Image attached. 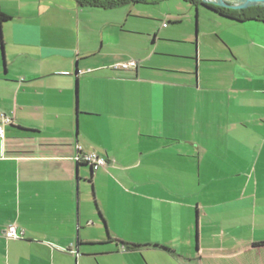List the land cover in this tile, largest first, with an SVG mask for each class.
I'll return each instance as SVG.
<instances>
[{"label":"crops","instance_id":"0c3cea01","mask_svg":"<svg viewBox=\"0 0 264 264\" xmlns=\"http://www.w3.org/2000/svg\"><path fill=\"white\" fill-rule=\"evenodd\" d=\"M116 8L0 0V264H264V21L203 7L260 48L227 40L209 88L199 66L105 62L134 29Z\"/></svg>","mask_w":264,"mask_h":264},{"label":"rangeland","instance_id":"374dc122","mask_svg":"<svg viewBox=\"0 0 264 264\" xmlns=\"http://www.w3.org/2000/svg\"><path fill=\"white\" fill-rule=\"evenodd\" d=\"M123 9L130 13L127 26L134 29L122 39L114 35L108 50L116 55L112 58L102 57L105 62L110 59L116 60L117 63L113 64L115 69H124L120 65L130 60L143 61L154 68H171L185 72L190 70L193 72L199 66L200 81L203 86L208 85L210 88L215 84L218 86L227 84L228 74L236 65L227 59L229 56L227 40H235L240 46L248 44L251 47L245 48L249 51L260 49L252 46L247 40H242L239 35L240 28L215 18L203 7L197 17V8L186 0H157L155 3L129 4L107 13H116L114 11ZM197 22L199 30L196 28ZM109 29L110 27L107 28L106 34ZM155 36L158 40L153 45ZM149 55L153 56L152 59L148 58ZM150 71L149 76L154 78L163 73L158 70ZM182 75L186 81H191L192 76ZM210 94L211 92L206 90L202 96L210 97Z\"/></svg>","mask_w":264,"mask_h":264},{"label":"trees","instance_id":"16d2710c","mask_svg":"<svg viewBox=\"0 0 264 264\" xmlns=\"http://www.w3.org/2000/svg\"><path fill=\"white\" fill-rule=\"evenodd\" d=\"M80 7H93V8H101V9H113L116 7H120L123 5L129 4H137V3H155L157 0H75ZM194 5H201L211 11L217 12L221 16L237 20V21H244V20H251L257 19L264 21V6H254L249 7L247 9H240V10H228L220 6H216L211 3H203L201 0H186ZM11 17L0 10V24H3L9 21ZM79 165L85 162H78ZM88 164V163H85ZM91 165V164H89ZM92 166V165H91ZM94 167V166H92ZM140 245L137 244H130L126 246L127 248L135 249Z\"/></svg>","mask_w":264,"mask_h":264},{"label":"built area","instance_id":"2783aa9c","mask_svg":"<svg viewBox=\"0 0 264 264\" xmlns=\"http://www.w3.org/2000/svg\"><path fill=\"white\" fill-rule=\"evenodd\" d=\"M137 61L132 60L129 62H125L120 65L121 68L129 69L132 67H137ZM13 123L12 117L7 114L0 112V139L5 138V127L9 124ZM79 154L77 155V160L80 162H85L91 164L94 167L105 166L107 164V160L99 156L97 153H87L83 150L81 145H77ZM7 238H22L24 237V230L19 229L15 225L9 226L5 233Z\"/></svg>","mask_w":264,"mask_h":264},{"label":"water","instance_id":"95a60500","mask_svg":"<svg viewBox=\"0 0 264 264\" xmlns=\"http://www.w3.org/2000/svg\"><path fill=\"white\" fill-rule=\"evenodd\" d=\"M203 3H211L216 6L247 9L252 6H264V0H201Z\"/></svg>","mask_w":264,"mask_h":264},{"label":"flooded vegetation","instance_id":"af4514ba","mask_svg":"<svg viewBox=\"0 0 264 264\" xmlns=\"http://www.w3.org/2000/svg\"><path fill=\"white\" fill-rule=\"evenodd\" d=\"M252 7H254V6H252ZM223 8L228 9V10H240V9H233V8H226V7H223Z\"/></svg>","mask_w":264,"mask_h":264}]
</instances>
